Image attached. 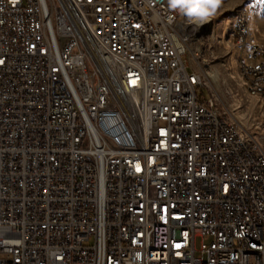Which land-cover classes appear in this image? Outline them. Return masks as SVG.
Listing matches in <instances>:
<instances>
[{
	"label": "built area",
	"instance_id": "obj_1",
	"mask_svg": "<svg viewBox=\"0 0 264 264\" xmlns=\"http://www.w3.org/2000/svg\"><path fill=\"white\" fill-rule=\"evenodd\" d=\"M194 35L167 0H0V264H264V140L200 98Z\"/></svg>",
	"mask_w": 264,
	"mask_h": 264
},
{
	"label": "rangeland",
	"instance_id": "obj_2",
	"mask_svg": "<svg viewBox=\"0 0 264 264\" xmlns=\"http://www.w3.org/2000/svg\"><path fill=\"white\" fill-rule=\"evenodd\" d=\"M245 10L249 11L248 42L264 46V0H218V6L211 9L212 23L193 40L194 48L201 51L206 62L202 59L200 68L192 54L185 60L189 71L199 72L207 81L205 87H197L200 98L207 101L217 95L219 108L229 109L240 126L263 141L264 96L247 92L238 68L242 50L229 35L239 13ZM213 72L217 75H212Z\"/></svg>",
	"mask_w": 264,
	"mask_h": 264
},
{
	"label": "bare ground",
	"instance_id": "obj_3",
	"mask_svg": "<svg viewBox=\"0 0 264 264\" xmlns=\"http://www.w3.org/2000/svg\"><path fill=\"white\" fill-rule=\"evenodd\" d=\"M178 14H180L183 17V21L188 22V24L192 26V29L195 30V35L192 36V44H193V40L195 39V37L197 38L199 34L201 33V31L203 32L204 27H207L208 25H210L214 19L213 14L212 15L210 14V19H208L206 22L202 24H193V23H189L188 19L184 15H182L179 11H178ZM247 17H248V10L241 11L239 13L236 24L232 27V29L229 32L230 37L231 35H234L235 30L237 29V24H246V28H248L249 20H247ZM233 42L238 44L241 50L243 49V52H241L242 54L238 57V68L243 78L244 86L249 94L256 96V92H254V86H253L254 78L252 75H248L245 72V67L242 64L243 60H247V51H244L243 43H245V49H252V43L248 42L247 31H240V41H233ZM197 54L200 55L198 56V63H201V60L203 59L201 51L197 50ZM202 61L206 62V59H203ZM200 68H201V65H200ZM212 75L216 76L217 74L213 72ZM203 82H206V85H207V81L204 79V77H203ZM227 93L229 94L230 92L226 91V94ZM214 98H215L213 102L214 115H216L217 118H225V120H233L235 122V126H240L236 122L237 120L233 117L229 109L222 110L221 108H219V105L217 104L219 102L218 101L219 97L216 95L214 96ZM261 139L264 140V136H262ZM243 249H245V251L248 252V254H257V246L254 245L250 237H243Z\"/></svg>",
	"mask_w": 264,
	"mask_h": 264
},
{
	"label": "clouds",
	"instance_id": "obj_4",
	"mask_svg": "<svg viewBox=\"0 0 264 264\" xmlns=\"http://www.w3.org/2000/svg\"><path fill=\"white\" fill-rule=\"evenodd\" d=\"M167 5L187 17L189 23L202 24L210 19L212 7L206 0H167ZM205 11L208 15H201Z\"/></svg>",
	"mask_w": 264,
	"mask_h": 264
},
{
	"label": "snow or ice",
	"instance_id": "obj_5",
	"mask_svg": "<svg viewBox=\"0 0 264 264\" xmlns=\"http://www.w3.org/2000/svg\"><path fill=\"white\" fill-rule=\"evenodd\" d=\"M206 2L211 5L213 10L218 6V0H206ZM201 15H208V13L205 11L202 12Z\"/></svg>",
	"mask_w": 264,
	"mask_h": 264
},
{
	"label": "crops",
	"instance_id": "obj_6",
	"mask_svg": "<svg viewBox=\"0 0 264 264\" xmlns=\"http://www.w3.org/2000/svg\"><path fill=\"white\" fill-rule=\"evenodd\" d=\"M254 42V41H251V43ZM255 43V42H254ZM242 52H243V49H242Z\"/></svg>",
	"mask_w": 264,
	"mask_h": 264
}]
</instances>
